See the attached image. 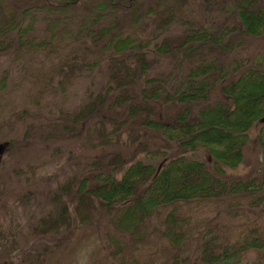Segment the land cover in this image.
Returning <instances> with one entry per match:
<instances>
[{
	"label": "rangeland",
	"instance_id": "obj_1",
	"mask_svg": "<svg viewBox=\"0 0 264 264\" xmlns=\"http://www.w3.org/2000/svg\"><path fill=\"white\" fill-rule=\"evenodd\" d=\"M59 2L0 0V264H207L206 251L232 250L246 237L264 236V200L236 194L174 205L183 230L178 241L165 234L171 206L151 213L133 233L113 227L110 212L93 211L80 224L71 207V231L45 230L40 221L56 187L74 183L115 151L142 158V144L152 148L157 141L136 119L102 114L74 122L73 116L115 86L112 77L132 76L122 69L134 63L136 50L146 53L151 71L169 73L174 59L152 48L163 35L180 32L165 22L171 15L180 21L204 17L199 0H133L103 11L96 0L63 8ZM109 35L126 45L114 48ZM249 45L243 55H264V39ZM262 123L263 116L252 124L250 138ZM248 151L247 163L227 169L242 181L264 168L263 153L253 146ZM209 157L201 155L207 163ZM237 260L264 264L256 249L240 252Z\"/></svg>",
	"mask_w": 264,
	"mask_h": 264
},
{
	"label": "trees",
	"instance_id": "obj_2",
	"mask_svg": "<svg viewBox=\"0 0 264 264\" xmlns=\"http://www.w3.org/2000/svg\"><path fill=\"white\" fill-rule=\"evenodd\" d=\"M59 1L57 6L63 8L82 0ZM97 1L101 11L133 2ZM199 5L203 19L180 21L171 15L173 19L165 23H174L180 32L163 35L152 45L158 57L174 59L169 73L151 71L146 53L136 50L134 63L130 68L124 63L122 69L132 76L112 77L115 86L111 83L105 95L73 116L74 122L102 114L124 116L128 122L136 119L142 130L157 137L153 147L142 144L143 157L136 159L115 151L103 164L95 161L74 183L69 180L56 187L48 200L50 211L40 221L45 230L69 231L71 207L80 224L93 211L110 212L113 227L133 233L151 213L171 206L165 234L178 241L183 230L176 226L177 203L235 194L264 200V168L257 167L256 174L243 181L227 172L247 163L252 146L264 160V124L254 137L248 136L252 124L264 117V55L242 54L251 41L264 39V0H199ZM108 39L114 48L126 45L111 35ZM133 80L141 85L136 88ZM132 88L137 94L130 92ZM111 90L117 93L113 98ZM204 152L209 163L201 158ZM65 196L72 197L68 203ZM247 248L258 250L264 259V236L246 237L234 249L218 253L206 248L203 258L207 264H237L239 253Z\"/></svg>",
	"mask_w": 264,
	"mask_h": 264
}]
</instances>
